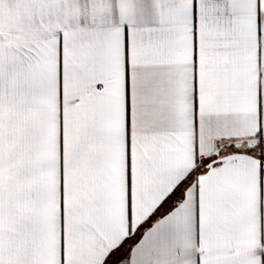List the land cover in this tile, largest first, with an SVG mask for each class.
Listing matches in <instances>:
<instances>
[{"label":"snow or ice","instance_id":"obj_1","mask_svg":"<svg viewBox=\"0 0 264 264\" xmlns=\"http://www.w3.org/2000/svg\"><path fill=\"white\" fill-rule=\"evenodd\" d=\"M0 264H264V0H0Z\"/></svg>","mask_w":264,"mask_h":264}]
</instances>
